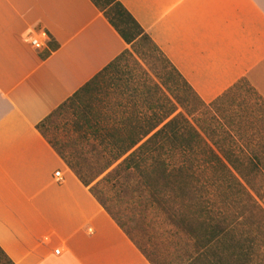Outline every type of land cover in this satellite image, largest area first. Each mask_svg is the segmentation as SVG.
<instances>
[{
    "label": "crops",
    "instance_id": "0c3cea01",
    "mask_svg": "<svg viewBox=\"0 0 264 264\" xmlns=\"http://www.w3.org/2000/svg\"><path fill=\"white\" fill-rule=\"evenodd\" d=\"M117 1L203 103L243 87L264 102V0ZM128 46L91 0H0V248L14 264H152L39 129Z\"/></svg>",
    "mask_w": 264,
    "mask_h": 264
},
{
    "label": "trees",
    "instance_id": "16d2710c",
    "mask_svg": "<svg viewBox=\"0 0 264 264\" xmlns=\"http://www.w3.org/2000/svg\"><path fill=\"white\" fill-rule=\"evenodd\" d=\"M91 1L126 44L133 47L137 39H146L156 48L120 2ZM126 53L128 49L118 57ZM111 64L72 97L88 91ZM158 78L160 86H155L161 103L134 113L135 119L89 125L98 135L97 146L108 156L103 171L117 163L104 181L113 187L122 174L135 177L141 193L148 196L145 215L179 228L191 240L194 250L188 264H264V184L260 182L264 172L258 167L264 165V155L234 150L242 145L223 150L220 140L201 132L187 111L177 112L179 97L172 96L168 82ZM143 94L149 96L150 90ZM62 159L88 186L90 182L82 179L73 164ZM90 192L129 236L109 203ZM0 253L8 264H14L1 248Z\"/></svg>",
    "mask_w": 264,
    "mask_h": 264
},
{
    "label": "rangeland",
    "instance_id": "374dc122",
    "mask_svg": "<svg viewBox=\"0 0 264 264\" xmlns=\"http://www.w3.org/2000/svg\"><path fill=\"white\" fill-rule=\"evenodd\" d=\"M133 45L96 78L88 91L67 100L39 129L52 147L73 164L82 179L90 182L89 189L109 203L123 228L152 264H188L194 250L191 240L179 228L145 215L143 207L148 204V196L141 193L135 177L122 174L113 187L104 181L117 163L103 171L108 156L97 146L98 135L89 125L96 121L135 119L134 113L161 103L155 86H160L158 77H161L171 86L172 96L180 99L177 112L187 111L201 132L220 140L223 150L242 145L234 150L264 155V102L251 89L243 87L207 105L188 89L150 41L137 39ZM148 89L150 94L146 96L143 92ZM258 167L264 172L263 164ZM260 182L264 184V176ZM0 264H8L1 253Z\"/></svg>",
    "mask_w": 264,
    "mask_h": 264
},
{
    "label": "built area",
    "instance_id": "2783aa9c",
    "mask_svg": "<svg viewBox=\"0 0 264 264\" xmlns=\"http://www.w3.org/2000/svg\"><path fill=\"white\" fill-rule=\"evenodd\" d=\"M40 37L43 38V40H46V33L43 31L40 33ZM39 36H36V37H33L31 40H30V44L33 45L34 47L36 48H40L44 45V42L43 40H41ZM55 254H58L59 253V249H55Z\"/></svg>",
    "mask_w": 264,
    "mask_h": 264
}]
</instances>
